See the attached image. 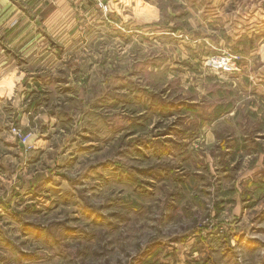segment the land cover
Segmentation results:
<instances>
[{
    "label": "rangeland",
    "instance_id": "1",
    "mask_svg": "<svg viewBox=\"0 0 264 264\" xmlns=\"http://www.w3.org/2000/svg\"><path fill=\"white\" fill-rule=\"evenodd\" d=\"M3 10L0 264H264V0Z\"/></svg>",
    "mask_w": 264,
    "mask_h": 264
},
{
    "label": "built area",
    "instance_id": "2",
    "mask_svg": "<svg viewBox=\"0 0 264 264\" xmlns=\"http://www.w3.org/2000/svg\"><path fill=\"white\" fill-rule=\"evenodd\" d=\"M13 131H14V134L19 137L18 140L21 144L26 145L28 143L29 135L21 134L20 131H16L15 129Z\"/></svg>",
    "mask_w": 264,
    "mask_h": 264
},
{
    "label": "crops",
    "instance_id": "3",
    "mask_svg": "<svg viewBox=\"0 0 264 264\" xmlns=\"http://www.w3.org/2000/svg\"><path fill=\"white\" fill-rule=\"evenodd\" d=\"M3 2H4V0H0V18L3 16V12H4V10H3Z\"/></svg>",
    "mask_w": 264,
    "mask_h": 264
},
{
    "label": "water",
    "instance_id": "4",
    "mask_svg": "<svg viewBox=\"0 0 264 264\" xmlns=\"http://www.w3.org/2000/svg\"><path fill=\"white\" fill-rule=\"evenodd\" d=\"M21 146H23L22 144H20Z\"/></svg>",
    "mask_w": 264,
    "mask_h": 264
}]
</instances>
